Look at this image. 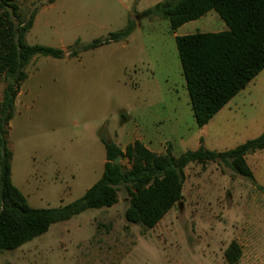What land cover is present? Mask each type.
Instances as JSON below:
<instances>
[{"label": "rangeland", "instance_id": "rangeland-1", "mask_svg": "<svg viewBox=\"0 0 264 264\" xmlns=\"http://www.w3.org/2000/svg\"><path fill=\"white\" fill-rule=\"evenodd\" d=\"M164 1L58 0L49 8L48 0H16L22 22L38 17L24 42L65 53L132 24L127 38L80 51V60L38 62L40 73L31 83L40 89L10 134L14 182L29 207L66 206L100 178L104 150L98 129L105 126L112 138L121 113L132 127L142 117L151 129L159 128L177 156L200 147L230 151L264 132V70L204 130L196 126L175 37L227 27L211 12L171 34L166 19L143 16ZM53 63L60 69L49 73ZM78 65L91 67V73L69 88L70 75L62 69ZM3 89L0 81V101ZM245 162L252 180L223 163L188 165L182 200L152 229L125 221L130 196L121 186L115 206L51 226L17 250L0 253V264H228L224 252L233 242L241 251L237 264H264V150ZM122 165L130 169L127 161Z\"/></svg>", "mask_w": 264, "mask_h": 264}, {"label": "trees", "instance_id": "trees-1", "mask_svg": "<svg viewBox=\"0 0 264 264\" xmlns=\"http://www.w3.org/2000/svg\"><path fill=\"white\" fill-rule=\"evenodd\" d=\"M55 0H48L51 4ZM215 12L227 30L176 36L175 44L182 76L195 124L206 126L237 94L264 70V0H165L143 12L147 18L168 21L174 34L183 25ZM16 0H0V81L4 83L0 101V253L15 251L44 235L51 226L67 222L88 211L108 209L118 202V188L130 196L125 221L145 229L154 228L182 200L184 169L190 164L223 163L235 174L252 180L245 157L264 150V132L233 150L217 153L200 147L178 158L169 153L159 156L139 142L122 152L101 138L105 164L100 179L78 200L55 209H33L11 183V153L7 147L8 124L14 102L27 78L25 69L37 57L63 59L65 52L24 42L32 27V17L22 22ZM132 24L104 40L68 53L96 49L129 36ZM120 161L116 164V159ZM127 161L130 169H125ZM239 246L233 242L224 252L228 264H237Z\"/></svg>", "mask_w": 264, "mask_h": 264}, {"label": "crops", "instance_id": "crops-1", "mask_svg": "<svg viewBox=\"0 0 264 264\" xmlns=\"http://www.w3.org/2000/svg\"><path fill=\"white\" fill-rule=\"evenodd\" d=\"M57 1L58 0H55L53 3L49 4L48 7L52 8ZM211 12H213V11H211ZM211 12H209V13H211ZM207 15H205V16H207ZM204 17H202V18H204ZM202 18H200V19H202ZM37 21H38V17L35 15L33 20H32V27L28 31L26 36L28 34H30L31 31L35 28V26L37 25ZM193 22H195V21H193ZM182 27H180V28H182ZM29 46H32V44H29ZM53 48L62 50L63 52H66L65 48H58V47H53ZM83 55H84V53H80L76 57H69L68 53H66V55H65V57L63 59H60V60H56V59H52V58H48V59L53 60V61H63V62H67L69 60L77 61V60H80ZM40 59H41V57L34 58L30 62V64L26 67V69H25L27 78L21 84V86H20V88L18 90L17 96L15 98V102H14L13 117H12L11 121L8 124V133H7L6 141H7V147L9 149L10 153H11L10 178H11V183L13 184V186L17 190H19V188H18L17 184H15V182H14L13 169H12V167H14L13 154H14V149L15 148H14V144L11 142L10 134H11L12 128H13L12 124H13L14 120L17 118V116H19L20 113L23 110H26V111L28 110L29 111V110L32 109V106H33L34 101H35L34 97L32 96L33 95V91L37 90V89H40V86H39V83H36V82L35 83H31V80L35 79L37 77V74L40 73V71H38V66H37L38 62L41 61ZM58 69H60V68L58 66L54 65V63H53V65H51V66H49L47 68L49 73L52 72V71L53 72L57 71ZM62 70H64V71L68 70V74L70 75L68 77V81H67V83L70 85L69 88L70 87L72 88V86L77 85L81 81L85 80L87 78V76L89 75V73H91V67L83 66V65L69 66V67H65ZM68 84H67V87H68ZM128 120H129V118L125 115V113H121V115H120V126L121 127H120V130H118V132H120V133L114 131L113 135H112V138H110L108 136V133H105V129H106L105 126H103L102 128L98 129L97 137H98L100 145L103 147V150H104V161H102L103 167H104V164H105V149H104V145L102 143L101 138H104L106 141L115 144L122 152H124L125 148L128 145H131L134 142H139L145 149H147L149 152L154 153L156 155L164 156L167 153H169L174 158H178L179 157V156H177L174 153V149L175 148H174V146L171 145L170 141L167 138H163V136H161V134L159 135L157 133L159 131V128H157V127L154 128L153 127V129H151L149 127V125L144 123V120H143L142 117H136L135 122H133V127L130 126L127 123ZM206 126H204L201 129L204 130L206 128ZM99 179L100 178H98V180ZM96 182H93L86 189H83L80 198ZM19 192H20V190H19ZM78 199H76V200H78Z\"/></svg>", "mask_w": 264, "mask_h": 264}, {"label": "water", "instance_id": "water-1", "mask_svg": "<svg viewBox=\"0 0 264 264\" xmlns=\"http://www.w3.org/2000/svg\"><path fill=\"white\" fill-rule=\"evenodd\" d=\"M120 161V158L116 159L115 163L117 164Z\"/></svg>", "mask_w": 264, "mask_h": 264}]
</instances>
